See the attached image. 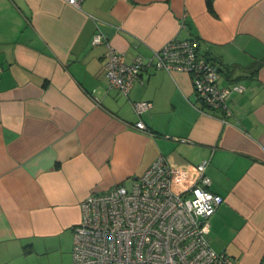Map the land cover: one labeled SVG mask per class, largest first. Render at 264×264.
I'll use <instances>...</instances> for the list:
<instances>
[{
	"label": "crops",
	"instance_id": "obj_1",
	"mask_svg": "<svg viewBox=\"0 0 264 264\" xmlns=\"http://www.w3.org/2000/svg\"><path fill=\"white\" fill-rule=\"evenodd\" d=\"M96 31L126 62L194 38L218 85L243 90L225 114L200 104L189 73L146 66L123 94ZM159 154L179 168L208 159L224 198L210 245L264 264V0H0V264H71L81 201L131 185Z\"/></svg>",
	"mask_w": 264,
	"mask_h": 264
},
{
	"label": "built area",
	"instance_id": "obj_2",
	"mask_svg": "<svg viewBox=\"0 0 264 264\" xmlns=\"http://www.w3.org/2000/svg\"><path fill=\"white\" fill-rule=\"evenodd\" d=\"M64 1L80 8L84 0ZM103 42L109 86L123 94L146 66L189 73L200 104L225 114L230 92L243 90L241 84L218 85L216 64L199 53L194 38L172 40L154 50L149 60L138 55L130 62L96 31L91 43ZM131 105L139 115L150 109L151 102ZM134 127L146 129L142 120ZM207 165L204 158L179 168L159 154L129 188L118 183L88 194L80 203V219L73 229L71 264H241L212 248L207 239L209 219L224 201L210 189Z\"/></svg>",
	"mask_w": 264,
	"mask_h": 264
},
{
	"label": "rangeland",
	"instance_id": "obj_3",
	"mask_svg": "<svg viewBox=\"0 0 264 264\" xmlns=\"http://www.w3.org/2000/svg\"><path fill=\"white\" fill-rule=\"evenodd\" d=\"M127 188H129L130 187V184L129 183H125L124 184ZM68 238H70V241L72 240V234L70 233H68Z\"/></svg>",
	"mask_w": 264,
	"mask_h": 264
},
{
	"label": "trees",
	"instance_id": "obj_4",
	"mask_svg": "<svg viewBox=\"0 0 264 264\" xmlns=\"http://www.w3.org/2000/svg\"><path fill=\"white\" fill-rule=\"evenodd\" d=\"M206 1H207L208 4L211 2V0H206ZM231 71H232V70L229 69V72H231Z\"/></svg>",
	"mask_w": 264,
	"mask_h": 264
}]
</instances>
